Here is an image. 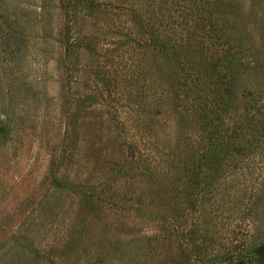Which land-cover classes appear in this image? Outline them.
Segmentation results:
<instances>
[{
	"label": "rangeland",
	"instance_id": "obj_1",
	"mask_svg": "<svg viewBox=\"0 0 264 264\" xmlns=\"http://www.w3.org/2000/svg\"><path fill=\"white\" fill-rule=\"evenodd\" d=\"M71 1L0 0V264H264V0Z\"/></svg>",
	"mask_w": 264,
	"mask_h": 264
},
{
	"label": "trees",
	"instance_id": "obj_2",
	"mask_svg": "<svg viewBox=\"0 0 264 264\" xmlns=\"http://www.w3.org/2000/svg\"><path fill=\"white\" fill-rule=\"evenodd\" d=\"M64 1H65L64 7H66V8H68L72 4L71 0H64ZM172 2L173 3L170 5L172 7L170 9L171 11H170V14H169L170 18H172L173 16L182 15L183 14L182 11L184 9L183 8L184 6H181L180 0H176V1L172 0ZM87 3L89 4L87 6V8L89 10H93V7H92L93 2H92V0L88 1ZM178 18L180 20V23L178 24L177 22H172L171 23V28H169L168 30L171 31L173 34H175L178 37V39L182 41L181 44H180V45H182V47H177V46L173 45V47H171V50H176L178 48L179 50H182L184 52H186V51L188 52L187 45H188L189 39H185L186 37H188V35H190V32H188V31L190 30V28L196 29L195 23L203 24V23L206 22V19L201 13H198L197 15H190L189 14L187 16H184V14H183L182 16H180ZM189 21L190 22L194 21L195 23H193V25H192ZM188 24L190 25V27L188 26L187 29H186V25H188ZM203 27L204 26H202V28ZM152 34H154V36H155L154 37V41L157 42V43H160V44H158L159 47H157L158 50H160L161 53L165 52L164 41L158 37V34L156 33V29H153ZM203 35H204V38L207 39L212 44V49H213L212 54L208 55V61L206 60V62H208V67H209L208 68V73H206V74L210 78H214L215 76H218V73L223 69V65L221 67L220 64H221V61L224 58L223 55H222V53L225 52V51H223L224 47H223V45H218L217 44L218 41L220 40V38L216 37L213 34H209V32L207 31V28H205V30H203ZM69 44L70 43L68 41L64 43V51H68ZM200 56H201V58L204 57L202 55H200ZM228 63H230V61H228ZM201 78L197 76L194 80H195V82H199L200 84H205L204 78H202V79ZM218 79H219V81L218 82L216 81L211 86V92L214 95V99H215L213 101V103H215L214 106L223 105V99L221 98V95L223 94L222 91L227 89V87H226L227 85L224 82V79L220 78V77ZM199 94L203 95V99L201 98L202 101L208 102V101H205L207 96H208V94H209L208 89H207L206 86H203V89L200 90ZM2 123L3 122L0 119V132H2V133L4 132V134H5L6 131L3 128V124ZM209 124H211V125L213 124L214 125L213 127H217V125H218L215 122V120H214V122L212 121V123H209ZM208 135H211V130L208 132ZM249 252L253 253V254L257 255V256L263 257V262H264V244H259L255 248L250 249Z\"/></svg>",
	"mask_w": 264,
	"mask_h": 264
}]
</instances>
